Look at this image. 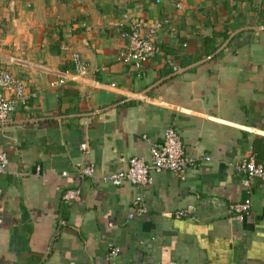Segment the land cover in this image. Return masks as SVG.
Masks as SVG:
<instances>
[{
  "label": "crops",
  "instance_id": "1",
  "mask_svg": "<svg viewBox=\"0 0 264 264\" xmlns=\"http://www.w3.org/2000/svg\"><path fill=\"white\" fill-rule=\"evenodd\" d=\"M122 14L141 34L160 25V52L136 68L115 60ZM70 51L84 75L51 84ZM0 69L28 95L0 124V264H264V175L248 182V213L228 209L245 195L229 163L252 153L264 170V0H0ZM168 124L197 160L182 178L98 177L148 160L143 135L160 142ZM76 162L94 175L76 177ZM188 205L192 217L173 215Z\"/></svg>",
  "mask_w": 264,
  "mask_h": 264
},
{
  "label": "built area",
  "instance_id": "2",
  "mask_svg": "<svg viewBox=\"0 0 264 264\" xmlns=\"http://www.w3.org/2000/svg\"><path fill=\"white\" fill-rule=\"evenodd\" d=\"M122 2H128L129 0H121ZM178 7L177 4H175ZM128 25L129 30L124 29V25ZM118 28V35L121 39L125 40L126 44L120 52L115 55V60L122 64H129L133 68L138 67L145 59H148L153 54L159 53L160 49L155 44L153 38L156 29L160 26L159 23H155L150 27H147L144 34L140 33L142 23L137 19L129 18L125 14H122L116 21ZM184 45V44H183ZM61 49H67L65 45L61 46ZM68 60L72 66V71H64L53 81L51 84H61L66 79L77 80L78 77L84 75L86 67L83 60L75 51H70L68 54ZM175 69L174 66H171ZM0 90L5 95L0 96V124L8 120L9 112L12 110L13 105L17 102L24 104L28 95L25 87L20 79L12 76L7 70L0 69ZM173 110L178 111V107H174ZM143 138L149 143V158L145 161L140 156L132 155L127 158L123 168L113 170L107 173L99 174L98 177L102 181L109 182L116 185L122 181H126L136 187L146 186L150 183V172H156L161 169H167L173 172L178 178H182L185 168L194 164L196 158L187 155L184 152L181 139L178 132H176L172 124L166 125L162 130V137L160 142H151L146 135ZM80 146L83 147L84 143L81 142ZM5 153L0 149V172L3 170L5 163ZM205 160L209 159V155H204ZM230 167L233 171L240 173V185L245 190V195L239 199L228 204V209L233 213H248L251 204V198L249 195L248 182L252 177H262L264 170L261 167L260 162L254 159L252 153H248L240 159L230 162ZM92 162H76L74 164V175L78 178L92 177L94 175ZM37 174V169L34 170ZM65 170H60L59 175H65ZM80 197V188L77 185L65 188L60 193V200L64 204H70ZM144 209V206H140L137 210L140 212ZM192 206H184L176 209L173 212L175 217L178 216H190ZM118 247L111 246L106 251V259L111 261L117 254ZM154 264H185L181 260H168L165 262H155Z\"/></svg>",
  "mask_w": 264,
  "mask_h": 264
}]
</instances>
